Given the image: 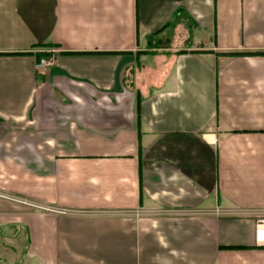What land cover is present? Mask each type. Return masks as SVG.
<instances>
[{
  "label": "crops",
  "instance_id": "0c3cea01",
  "mask_svg": "<svg viewBox=\"0 0 264 264\" xmlns=\"http://www.w3.org/2000/svg\"><path fill=\"white\" fill-rule=\"evenodd\" d=\"M0 193V264H264V0H0Z\"/></svg>",
  "mask_w": 264,
  "mask_h": 264
},
{
  "label": "built area",
  "instance_id": "2783aa9c",
  "mask_svg": "<svg viewBox=\"0 0 264 264\" xmlns=\"http://www.w3.org/2000/svg\"><path fill=\"white\" fill-rule=\"evenodd\" d=\"M55 52L56 50H51V54L54 55ZM47 53L50 54V52ZM53 55L49 57L48 56L40 57L36 61L37 70L38 71L46 70L52 64ZM0 198L7 201L17 202L26 206L35 207V204L29 203L25 200L18 199L12 196H8L3 193H0ZM254 216H255V221H254V229H253V240L257 247L264 249V207L254 212Z\"/></svg>",
  "mask_w": 264,
  "mask_h": 264
},
{
  "label": "trees",
  "instance_id": "16d2710c",
  "mask_svg": "<svg viewBox=\"0 0 264 264\" xmlns=\"http://www.w3.org/2000/svg\"><path fill=\"white\" fill-rule=\"evenodd\" d=\"M167 26V25H166ZM164 26V28L166 27ZM158 30L154 34H152L147 40V48L149 49H162V48H170L174 46V40L168 35L162 34L163 29ZM29 53H23L21 55H28ZM61 54H74L71 52H65ZM42 56H49V53H36L35 58L38 60ZM230 56V55H229Z\"/></svg>",
  "mask_w": 264,
  "mask_h": 264
},
{
  "label": "rangeland",
  "instance_id": "374dc122",
  "mask_svg": "<svg viewBox=\"0 0 264 264\" xmlns=\"http://www.w3.org/2000/svg\"><path fill=\"white\" fill-rule=\"evenodd\" d=\"M176 42V41H175ZM175 42H174V44H175ZM13 259L15 260V261H17V263L18 262H20V260H19V258L21 257V254L19 253V248H16V251H15V254H13ZM8 261H3L2 260V263L3 264H11L12 263V261H9V263H7Z\"/></svg>",
  "mask_w": 264,
  "mask_h": 264
}]
</instances>
